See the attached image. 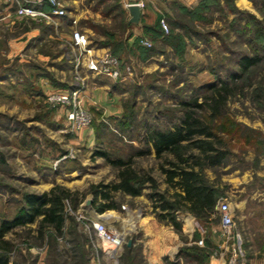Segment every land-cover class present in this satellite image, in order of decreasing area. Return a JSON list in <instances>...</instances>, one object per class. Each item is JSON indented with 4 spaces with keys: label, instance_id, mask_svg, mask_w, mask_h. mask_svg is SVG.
<instances>
[{
    "label": "rangeland",
    "instance_id": "rangeland-1",
    "mask_svg": "<svg viewBox=\"0 0 264 264\" xmlns=\"http://www.w3.org/2000/svg\"><path fill=\"white\" fill-rule=\"evenodd\" d=\"M210 1L208 8L200 0L192 8L176 4L171 19H158L167 27L158 39L153 41L143 33L127 45L132 37L125 24V0H57L65 14L53 17V21L19 18L13 5L0 0V222L16 214L27 193L42 194L59 186L77 193L79 199L76 209L64 202L65 227L62 236L56 237V255L50 247L52 234L46 233L38 244L34 224L29 237L25 233L28 228L6 235L14 245L9 264H147L141 244L129 252L125 243L118 255L111 257L96 239L92 224H105L124 235L125 242L143 241L133 212L139 209V217L150 213L157 219L159 202H171L174 190L160 166L172 157L164 155L158 161L152 150L143 157H137L136 152L146 150L147 130L173 128L189 110L185 105L194 100L202 104L194 112L212 126L228 151L223 166L206 169L204 177L220 194V201L228 202L233 210V243L246 248L247 242L256 241L254 229H248L254 217L246 219L240 202L246 199L247 208L254 212V195L264 194V0ZM6 6L9 9L4 12ZM36 7L50 11L45 2ZM179 8H185V13ZM175 22L180 23L178 27ZM74 29L85 33L93 50L105 49L103 52L120 57L124 69L130 68L132 73H124L126 79L119 83L111 81L120 99L119 116L103 117L102 112L85 108L91 124L83 130L69 126L62 107L45 101L47 88L70 91L80 87L77 77L83 80L84 92L100 83L99 77L87 73L83 66L76 68L78 51L70 46ZM171 32L182 37L174 45L165 42ZM139 39L151 47L140 46ZM245 55H259L262 61L241 75L237 62ZM232 74L237 79L232 80ZM222 83L233 93L222 108V116L209 119L204 100ZM83 131L91 133L89 148L80 141ZM130 158L140 176L132 183L140 192L137 197L112 189L119 169L108 160ZM92 187H97L99 195L108 192L117 209L98 214L92 206ZM89 199L91 204L87 205ZM104 203L97 201V205ZM184 214L189 213L174 212L180 227ZM218 216H192L199 226L190 240L180 234L181 229L177 232L173 228L183 244L173 250L171 261L166 258V263L210 264L211 258L218 257V246L223 243L217 239ZM194 248L201 253L196 262L176 258L181 250ZM238 260L243 259L232 256L230 264H238Z\"/></svg>",
    "mask_w": 264,
    "mask_h": 264
},
{
    "label": "trees",
    "instance_id": "trees-1",
    "mask_svg": "<svg viewBox=\"0 0 264 264\" xmlns=\"http://www.w3.org/2000/svg\"><path fill=\"white\" fill-rule=\"evenodd\" d=\"M209 2L211 1L200 0V4L203 7L207 6L206 8H208L207 4ZM181 10L184 13L186 11L185 8ZM127 22L126 18L125 24ZM175 23V27H178L180 24L178 22ZM181 29L183 30L182 27ZM162 33L163 30L159 20L154 26L145 28L144 30V34L153 41L158 39ZM179 38L181 40L182 37ZM179 38L173 36L172 33L171 36L165 38V42L168 44L172 41L173 44L170 45H174ZM139 40H137L138 44ZM176 47L178 45L176 46L175 44V50ZM150 51L154 50H149L148 52ZM112 55L118 58L117 55ZM119 60L125 64L121 59ZM261 61L262 58L259 55L241 56L237 62L240 74L247 73L249 70L257 67ZM230 78L235 80L237 79V75L232 74ZM115 87L112 86V89L114 90ZM212 91V96L205 98L204 104L210 111L209 119H216L222 116V108L226 100L232 95L233 90L229 88L227 83H222L218 89L213 88ZM196 103L194 100L192 103L185 105L189 110L184 112L179 120V124L173 128L164 131L147 130L145 139L147 148L146 150L136 152L137 157H143L148 156L152 150L158 161H161L164 155L172 157L170 160L164 159L160 169L162 175L165 176L166 183L174 192L169 197L171 198V202L159 200L161 202H159L160 205L158 207L161 210L155 216L159 221L170 224L177 232L181 229L180 224L174 216V212L177 210L186 211L196 219L203 218L212 213L219 215L217 206L220 201V194L213 186L207 183L204 171L223 166L228 156V151L225 150L222 140L214 133L212 126L206 120L199 118L194 112V108H201L202 106V104ZM97 155L106 157L102 153H98ZM108 161L119 169L118 182L112 186L113 191L121 192L131 197L139 196V190L132 183L137 182L140 176L133 170L131 158L127 161L121 159ZM146 180L153 182L148 177ZM90 192L94 195L92 206L98 214H102L107 210L117 209L108 192H103L99 195L97 194V187H92ZM98 199L105 201V203L97 205ZM65 201L69 202L73 209H76L79 202L78 194L71 193L59 186H54L49 192L42 194H24L22 205L16 214L11 219H4L0 222V264L10 263L9 256L14 247L12 241L5 238L6 235L17 228H28L25 233L29 237L32 232V228L30 227L34 224L36 225V230L34 231L36 233L35 240L38 244L43 242L46 233L50 232L52 234L53 238L51 239L52 244L50 247L54 255H56V237L62 236L65 227ZM134 246H136L134 245V240H131V244L127 247V250L129 252L132 251ZM181 252L184 254L179 252L176 257L177 259L187 257L193 262L199 260L198 258L201 254L197 248H194L193 251L181 250Z\"/></svg>",
    "mask_w": 264,
    "mask_h": 264
},
{
    "label": "crops",
    "instance_id": "crops-1",
    "mask_svg": "<svg viewBox=\"0 0 264 264\" xmlns=\"http://www.w3.org/2000/svg\"><path fill=\"white\" fill-rule=\"evenodd\" d=\"M139 2H142L145 7L141 11L138 24L127 27V29L131 31L132 37L128 39L127 45H130L135 38H141L140 36L144 33L145 28L154 25L159 18L162 19L166 17L165 19H171L172 11L176 4L192 8L199 3V0H125L126 4L132 5H136ZM8 9L9 6H6L4 12H7ZM4 15H8V13H4ZM129 19L130 16L127 9V20ZM103 51L106 50H94L96 55L108 53ZM99 79L100 83H97L94 88L83 93V106L87 109L91 108L95 111L102 112L103 117H118L120 114V99L117 93L111 89L115 83L113 84L111 80L105 78L99 77ZM80 141L84 143L86 148H89L92 144L91 133L85 131L81 132ZM246 179L248 181V177L245 178V181ZM253 199L256 202L255 208H253L254 212L247 208L246 199L240 202V206L242 211H245L244 213H246V216H244L248 221L254 217V223L251 225L250 222L248 229H254L253 235L256 236V241L253 243L247 242L248 246L246 245V248L243 247L242 243L236 246L239 247L240 250L239 257L246 261L247 264H264V194L256 193ZM138 211L139 209H136L133 214L135 225L141 232L143 241L134 240V244L142 245L143 258L147 264H167L166 258L171 261V253H173V250L181 247L183 243L171 225L164 226L150 213L139 217ZM180 221L182 223L180 234L190 240L192 233L199 224L189 214L181 216ZM217 239L218 241L222 240L219 233L217 234ZM231 248L232 244L226 245L223 241V243L218 246L220 252L218 257L211 258L210 264H230L232 260Z\"/></svg>",
    "mask_w": 264,
    "mask_h": 264
},
{
    "label": "built area",
    "instance_id": "built-area-1",
    "mask_svg": "<svg viewBox=\"0 0 264 264\" xmlns=\"http://www.w3.org/2000/svg\"><path fill=\"white\" fill-rule=\"evenodd\" d=\"M10 6L15 7V16L19 18H30L33 20H49L53 21V17L59 18L64 16L65 10L57 0H6ZM45 2L50 6L49 12H44L38 9L36 6H42ZM132 4H126L125 8L128 9ZM140 11L144 9V4L139 2L136 4ZM76 25V22H72ZM162 30L167 31L166 24L162 21L160 23ZM139 45L145 48H150L151 45L146 40H140ZM70 46L78 51L75 57L76 68L80 65L84 67L87 73L93 77H100L118 82L125 80V74L130 72V68L124 69L121 61L111 55L110 53H104L102 55H96L94 50L89 47V41L87 36L80 30H73L70 39ZM77 88L70 91L50 90L47 88L45 92V101L51 106H59L63 108L65 112L66 120L73 129L83 130L89 128L91 124V116L83 106V80L79 77L76 78ZM46 90V88H45ZM217 211L220 216L219 236L225 242L226 245L235 239L233 236V210L228 202L221 200L218 203ZM92 228L96 234V239L100 241L106 248V252L113 258L118 255V252L122 249L125 242V236L119 232L109 229L103 223H93ZM230 249L232 256L237 257L240 254L239 247L235 243H232ZM202 242H199L201 245ZM238 264H245L244 261L238 260Z\"/></svg>",
    "mask_w": 264,
    "mask_h": 264
},
{
    "label": "water",
    "instance_id": "water-1",
    "mask_svg": "<svg viewBox=\"0 0 264 264\" xmlns=\"http://www.w3.org/2000/svg\"><path fill=\"white\" fill-rule=\"evenodd\" d=\"M128 13H129V16H130V19L128 20V23L127 25L130 26V25H133V24H138L139 22V19H140V16H141V11L140 9L138 8V6L136 5H131L129 8H128ZM86 204L87 205H90L91 204V199L87 200L86 201ZM131 244V242L128 240L126 242V246L129 247Z\"/></svg>",
    "mask_w": 264,
    "mask_h": 264
},
{
    "label": "bare ground",
    "instance_id": "bare-ground-1",
    "mask_svg": "<svg viewBox=\"0 0 264 264\" xmlns=\"http://www.w3.org/2000/svg\"><path fill=\"white\" fill-rule=\"evenodd\" d=\"M242 2H244V1H242ZM244 4V3H243Z\"/></svg>",
    "mask_w": 264,
    "mask_h": 264
}]
</instances>
